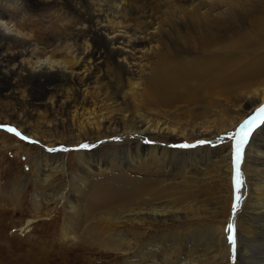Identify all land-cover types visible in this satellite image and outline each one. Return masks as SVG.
Wrapping results in <instances>:
<instances>
[{
  "label": "bare ground",
  "instance_id": "1",
  "mask_svg": "<svg viewBox=\"0 0 264 264\" xmlns=\"http://www.w3.org/2000/svg\"><path fill=\"white\" fill-rule=\"evenodd\" d=\"M262 105L264 0H0V123L38 143L35 213L60 203L81 228L97 218L98 245L122 264H264V123L238 190L234 143L196 144ZM26 180L8 183L17 204ZM216 182L230 187L224 213L203 198ZM187 223L211 239L203 254L182 240Z\"/></svg>",
  "mask_w": 264,
  "mask_h": 264
},
{
  "label": "rangeland",
  "instance_id": "2",
  "mask_svg": "<svg viewBox=\"0 0 264 264\" xmlns=\"http://www.w3.org/2000/svg\"><path fill=\"white\" fill-rule=\"evenodd\" d=\"M236 18L240 21L245 19L242 14H238ZM239 126L234 128L235 130L231 129L228 132L235 134ZM9 128L13 129V126L0 123V264H122L123 258L121 255L105 251L103 247L98 245L97 236L99 237L100 233L105 236L108 226L107 224H99L97 218L93 219V222L86 225V227L81 228L75 218L68 219L66 217V212L63 211L65 208L60 203L49 213L41 212L39 213L41 216H37L32 205L34 197L31 193H34L36 184L33 181L34 178H32L33 165L30 157L32 158L38 152V147L36 146L38 143L25 140L23 142L22 136L8 131ZM21 141L22 144H19ZM221 141L203 143L199 146L204 149L208 145L212 148L214 146L212 144L219 143L228 146L236 143L234 139L230 138L229 134L224 135ZM191 142L195 143L196 139H192ZM196 144L198 143L196 142ZM172 145L176 144L173 143ZM88 148L91 147L89 146ZM72 150L74 149L64 150L63 146H57L55 151L64 154L66 158L68 157L67 152ZM31 178L32 181L30 180ZM15 179H21V181L28 179L26 180L24 191L19 194L21 199L19 204L11 199L13 194L9 184ZM218 184L221 185L219 182L209 185L210 187H208L207 193L203 198H205V201L210 202L211 205L215 201H222L219 205L224 207V213L228 208L227 198H229L228 191L230 187L228 183L226 187L222 185L219 187ZM218 218L219 216L217 218L212 217L210 222L216 221ZM207 222L209 221H202L201 224H206ZM227 224L225 222L224 226L226 227ZM188 226L189 223L184 225L181 230L189 234ZM123 233L125 234V231ZM189 235L190 239L185 236L182 240L190 245L193 242L192 245L196 244V247L199 245L202 250L200 247L187 249L193 250L192 254L194 256L201 251L202 254L206 252L203 249H206L204 247L207 246L211 239L204 237L193 241L194 236ZM258 243L260 244V242ZM258 248L263 250L264 246ZM194 250H198L195 251L198 253L196 254ZM197 264L202 263L199 262ZM206 264H210V262L208 261ZM218 264H225V261L218 260ZM227 264L230 263L227 262Z\"/></svg>",
  "mask_w": 264,
  "mask_h": 264
},
{
  "label": "snow or ice",
  "instance_id": "3",
  "mask_svg": "<svg viewBox=\"0 0 264 264\" xmlns=\"http://www.w3.org/2000/svg\"><path fill=\"white\" fill-rule=\"evenodd\" d=\"M260 118V122L264 123V105L260 107V109L257 110ZM257 116H250L247 120H245L240 126L239 129L235 134L229 133L230 138L234 139L236 143L233 145V165H234V176H233V184L234 188L238 190L240 187V184L242 183L240 179V171H239V163L242 159V153L245 144L248 141L249 136L251 135L253 129L257 127ZM8 131L15 132L16 135H20L19 132H16L15 129L9 128ZM199 144L206 143V141H197ZM182 147H189L190 145H181ZM81 148H86L88 145L82 144L80 145ZM55 149H49V151H54ZM240 197L239 195H236L234 198V202L232 205L233 212L236 211L238 207ZM225 233L227 234V240L229 242V245L232 247L233 252H235V227L234 224L231 222V220L228 222Z\"/></svg>",
  "mask_w": 264,
  "mask_h": 264
},
{
  "label": "water",
  "instance_id": "4",
  "mask_svg": "<svg viewBox=\"0 0 264 264\" xmlns=\"http://www.w3.org/2000/svg\"><path fill=\"white\" fill-rule=\"evenodd\" d=\"M235 173H233V175H234Z\"/></svg>",
  "mask_w": 264,
  "mask_h": 264
}]
</instances>
